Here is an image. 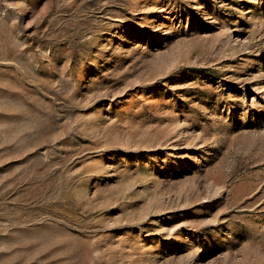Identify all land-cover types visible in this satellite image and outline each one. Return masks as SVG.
I'll return each mask as SVG.
<instances>
[{
    "label": "rangeland",
    "instance_id": "obj_1",
    "mask_svg": "<svg viewBox=\"0 0 264 264\" xmlns=\"http://www.w3.org/2000/svg\"><path fill=\"white\" fill-rule=\"evenodd\" d=\"M0 264H264V0H0Z\"/></svg>",
    "mask_w": 264,
    "mask_h": 264
}]
</instances>
